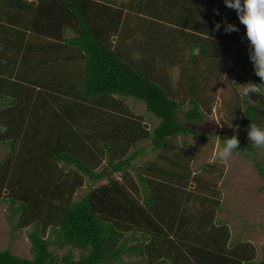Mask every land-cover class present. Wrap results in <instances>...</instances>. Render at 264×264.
I'll return each mask as SVG.
<instances>
[{
  "label": "trees",
  "instance_id": "16d2710c",
  "mask_svg": "<svg viewBox=\"0 0 264 264\" xmlns=\"http://www.w3.org/2000/svg\"><path fill=\"white\" fill-rule=\"evenodd\" d=\"M156 1L160 0H123L121 5L141 13L153 9ZM114 2L9 0L6 5L4 12H10L15 3L27 12L25 20L42 40L27 52L30 45L17 35L6 39V26L0 25V84L7 81L4 87L0 85V98L7 100L0 106V126L7 127L0 133V146L7 147L0 159V201H7L11 214L17 215L16 228L30 227L26 236L32 253L31 258H23L0 250V264H112L121 262V253L136 257L137 264H264V250L256 261L250 242L230 240L226 225L215 219L218 200L190 190L188 169L187 174H177L144 164V175L136 173L138 185L125 172L132 159L145 154L143 145L137 147L142 142L160 151L169 148V138L197 133L190 125L209 113L210 97L204 99L203 91L213 78L237 69L234 82L264 83L249 58L244 25L237 19L239 31L231 33L223 25L219 31L206 23L172 26L176 34L190 37L185 52L189 62L199 60L203 66L201 72L194 66L186 74L185 81L191 82L183 84L181 93L176 89L179 82L170 87L166 78L135 72L133 65L99 40L92 12L101 17V8ZM187 5L183 9L189 15L204 8L207 20L218 9L216 5L226 8L224 0H190ZM115 18L109 17L118 23ZM232 21L233 17L228 22ZM127 31L125 37L130 39L136 32ZM12 41L13 52L8 56ZM57 44L72 51L56 60L46 58V64L35 57ZM195 47L198 52L191 53ZM19 48L27 54L17 56ZM20 59L25 74L19 67L7 69L5 64L14 66ZM25 77L26 88L19 91ZM123 97L144 102L157 123L148 130L139 118L129 115ZM181 107H186L183 120L177 115ZM233 112L229 121L238 129L233 135L240 142L235 152L248 156L252 150L248 127L264 128V112L256 104L236 106ZM218 138L222 144L224 135ZM115 172H121L119 181L113 177ZM258 172L264 180L261 167ZM148 173L157 175L145 177ZM85 177L90 183L106 182L87 185L88 192L74 200ZM191 201L199 205L186 208L185 203ZM63 248L61 256L53 254ZM74 249L79 251L76 259Z\"/></svg>",
  "mask_w": 264,
  "mask_h": 264
},
{
  "label": "rangeland",
  "instance_id": "374dc122",
  "mask_svg": "<svg viewBox=\"0 0 264 264\" xmlns=\"http://www.w3.org/2000/svg\"><path fill=\"white\" fill-rule=\"evenodd\" d=\"M138 35L143 38L142 34ZM172 36H175L173 32ZM161 38L162 35H159L158 39L160 41ZM171 52V50H166L167 57H169L168 55ZM185 52H187L186 43H184L183 49L180 51L181 54L177 52L179 59L184 65L182 70L184 75H178L173 80L175 78L174 75L173 79L169 80L171 87H174L179 82L176 86L179 92H181L180 89L184 83L190 84L191 81H185L186 77L189 76L186 74L192 72V68H195L194 66H197V70L200 72L203 69V66L199 64V60L195 64L189 62ZM197 52V47L191 50V53ZM178 67L180 68V66ZM158 70H161L160 66ZM233 70V72L226 71L228 73L223 74L220 77L221 79L213 78L208 83L207 90L203 91L204 99L210 97L208 103L209 113H205L200 123H192L190 125L191 128L197 130V133L179 134L169 138L167 140L169 148H164L160 151H152L148 141L142 142L137 147L143 145L146 150L145 154L132 159L130 166L125 168V172L138 185L139 179L136 173L141 172L143 174L146 172L143 167L144 164L153 165L154 167L157 165L166 171H173L177 174H187L188 169L190 178L187 184L190 186V190L195 191L199 195H206L218 200L219 206L215 212V219L226 225L230 240H246L250 242L256 252L255 260L258 261L264 250V180L258 172L260 167L264 171V149L255 147L251 142L252 150L248 156H244L242 152H234L227 163L221 162L215 155V146L220 143L218 134L222 133L225 138L235 134L238 130L230 123L234 113L233 109L236 106L256 104L264 112V95L253 93L250 94L249 98L242 97L239 94V90L241 85L247 81L240 79L239 83L237 81L234 82L233 79H238V72L237 69ZM194 75L196 76V74ZM197 80L201 82L199 75ZM123 103L129 108V115L139 118L148 130L157 123V119L146 112L144 102L125 97L123 98ZM186 107L178 109L179 120H183V112ZM6 150L7 147L0 146V159ZM157 154L165 156L174 161V163L159 158ZM103 163L104 161L98 166V169ZM120 173H113V177L118 181L120 180ZM152 174L148 173L145 177ZM156 175L153 174V176ZM160 176L165 177L163 175ZM192 177L197 180L193 181ZM105 182V179H101L90 183L86 177L83 178V184L76 190L73 197L74 200H78L88 192L89 186L87 185L92 186ZM198 182L206 183L207 186L202 187L198 185ZM191 204L199 205L197 202L191 201V203L186 202L185 207L188 208ZM16 217V214H11L8 202L0 201V250L7 249L12 254L23 258H31L30 243L26 236L31 229L30 227L16 228L14 226ZM127 235L128 233H125L123 237ZM134 242L135 240L129 241L126 246ZM51 248L52 246L49 247V249ZM64 251V248L54 250L53 254L59 257ZM78 253L77 249L73 250L74 259L78 257ZM120 260L121 262L112 264H137L135 263L136 257L126 253H121Z\"/></svg>",
  "mask_w": 264,
  "mask_h": 264
},
{
  "label": "crops",
  "instance_id": "0c3cea01",
  "mask_svg": "<svg viewBox=\"0 0 264 264\" xmlns=\"http://www.w3.org/2000/svg\"><path fill=\"white\" fill-rule=\"evenodd\" d=\"M116 1L117 2H114V4L103 6L101 8V17L98 14L92 12L97 18L96 31L98 33L97 35L99 40L112 48L120 59L133 65L135 72H140L144 76L155 79H157L158 76H161L166 78L168 81L170 79L172 80L174 75L175 78L173 80H175L178 75H184V72L182 71L184 65L179 59L180 57L178 54H181L180 51L183 49L184 43H186L187 47V40L188 42L190 40L189 36H181L180 34H176L172 26H176L178 24L203 23L215 26L217 22H220L221 25L224 26L225 19L228 22L229 19L233 17L234 22H228L231 24H235L236 20L238 19L235 10H233L235 11V14H233L232 9L228 7L221 8L218 5H216L218 9H213V12L209 15L208 20L206 19L204 8H202V10L197 14L193 12L189 15L184 11L183 7H189L187 4L190 3V0L156 1L153 9H148L145 7L146 9L144 8L145 10L141 11V13H134L132 11L124 10L121 5L123 0ZM8 3L9 0H0V25L2 24L6 26L5 34L8 35L6 36V39H9L10 37L13 39L14 35L22 37L23 41L30 45V48L25 50L29 52L37 41L40 39L42 40V36H38L33 33L30 27L31 24L27 23L25 20L28 18L27 12L24 13L23 9H20L21 7L15 6L20 4L19 2L18 4L15 3V5L12 6L10 12H4ZM110 16H116L115 19L118 21V23L110 21ZM15 18L18 20L14 21ZM19 22L21 25H16L19 24ZM169 26H171V28ZM128 29L136 31L131 39L129 37H125ZM144 29H146L147 32ZM170 29H172L173 33L177 35L174 39L172 38V31ZM65 33L68 35L72 34L70 30H66ZM138 34H142L143 38ZM159 35H162L161 41L158 39ZM129 40H131L130 44ZM168 44L170 45L169 49L167 48ZM12 46L13 41L8 46L9 49L7 48L9 53L8 56L13 52ZM166 50L172 51L168 55L169 57L166 55ZM70 51H72V49L69 47H63L57 44L54 46H48L44 54H39L35 57H37L39 61H42L43 63L46 58H53L56 60L58 56ZM16 54L17 56L21 57L22 54L27 53L19 48L17 49ZM167 62H169V65ZM44 64L46 63L44 62ZM159 64H164L160 66L161 70H158ZM5 65L8 70L13 69V71H15L17 67L22 65V60L20 59L19 61H16L14 66L8 64ZM178 66H180V68ZM19 70L23 71L25 74L23 68L21 69L19 67ZM65 72L66 71L63 73L65 74ZM63 73H61L62 77H65ZM26 77L28 78V74ZM26 77L25 80L21 82L19 81V91L20 89L26 88ZM6 82L7 81H4V83L0 84L1 87H4ZM5 103H7V100L0 98V106Z\"/></svg>",
  "mask_w": 264,
  "mask_h": 264
},
{
  "label": "clouds",
  "instance_id": "9594fccd",
  "mask_svg": "<svg viewBox=\"0 0 264 264\" xmlns=\"http://www.w3.org/2000/svg\"><path fill=\"white\" fill-rule=\"evenodd\" d=\"M226 7L236 11L238 19L245 27L246 37L250 45L249 58L253 63L255 74L261 82H264V0H224ZM221 23L217 22L215 30L219 31ZM224 31L227 33L237 32L239 28L235 24L224 20ZM264 95V83H254L248 81L241 85L239 94L249 98L250 94ZM7 131L6 126H0V133ZM249 141L257 147L264 149V128L256 124H250L247 130ZM239 139L237 135L224 138L223 143H218L216 147V158L227 163L232 154L239 149Z\"/></svg>",
  "mask_w": 264,
  "mask_h": 264
}]
</instances>
